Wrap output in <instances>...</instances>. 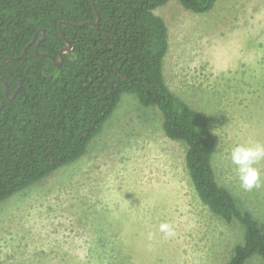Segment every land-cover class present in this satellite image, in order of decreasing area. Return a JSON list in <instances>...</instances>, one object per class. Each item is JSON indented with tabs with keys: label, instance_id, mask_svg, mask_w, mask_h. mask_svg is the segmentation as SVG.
I'll return each instance as SVG.
<instances>
[{
	"label": "rangeland",
	"instance_id": "1",
	"mask_svg": "<svg viewBox=\"0 0 264 264\" xmlns=\"http://www.w3.org/2000/svg\"><path fill=\"white\" fill-rule=\"evenodd\" d=\"M155 13L169 89L206 116L218 182L264 222V159L251 190L230 159L237 144L264 143V0H218L205 14L171 0ZM163 121L124 94L84 157L0 203V264H227L243 230L201 202L186 145Z\"/></svg>",
	"mask_w": 264,
	"mask_h": 264
},
{
	"label": "trees",
	"instance_id": "2",
	"mask_svg": "<svg viewBox=\"0 0 264 264\" xmlns=\"http://www.w3.org/2000/svg\"><path fill=\"white\" fill-rule=\"evenodd\" d=\"M171 0H0V203L78 162L104 129L124 94L163 115L165 135L186 145V164L197 195L210 211L243 230L227 264L264 263V222L220 185L213 165L217 151L206 116L180 99L164 78L169 32L155 11ZM196 14L218 0H178ZM100 21L98 27L87 24ZM62 29H60V25ZM66 47L62 33L73 45ZM10 97L22 88L16 98Z\"/></svg>",
	"mask_w": 264,
	"mask_h": 264
},
{
	"label": "clouds",
	"instance_id": "3",
	"mask_svg": "<svg viewBox=\"0 0 264 264\" xmlns=\"http://www.w3.org/2000/svg\"><path fill=\"white\" fill-rule=\"evenodd\" d=\"M230 159L236 166L235 171L245 190H251L260 185V170L254 165L264 159V143L237 144L231 148Z\"/></svg>",
	"mask_w": 264,
	"mask_h": 264
},
{
	"label": "water",
	"instance_id": "4",
	"mask_svg": "<svg viewBox=\"0 0 264 264\" xmlns=\"http://www.w3.org/2000/svg\"><path fill=\"white\" fill-rule=\"evenodd\" d=\"M94 1H95V0H93V2H94ZM97 15H98V20H97V22H90V23H85V24H82V25H73V26H75L76 28H82V27L86 26L87 24H89V25H92V26H94V27H98V23H99V21H100V15H99L98 11H97ZM62 25H63V23H61V25H60V29H62ZM39 32L44 34V40H45V39H46V33H45V31H44L43 29H41ZM62 36H63V39H64V41H65V43H66V47L60 52V54H59V59H56L55 57H52V56H50V55L41 54V53L39 52V44H37V47H36V52H37V54H38L39 56H42V57H44V58H49V59H51L52 62H53L56 66H58L59 68H61L62 65H63V63H64V55H66V54H68V53H71V52L73 51V49H74V48H73V45H72V43H71V41L67 39L66 35H65L64 33H62ZM37 37H38V34L36 35L34 41H33V42H32V43H31V44H30V45L24 50V52H23V54H22L21 57H19V58H8V59H6V61H8V60H19V59H21L22 57H24V56L27 54V51H28L29 47L32 46V45L36 42ZM5 84H6V83H5ZM22 85H23V84L21 83L19 89L15 92V94L12 96V98L9 99L10 102H12V101L16 98V96L18 95V93L20 92V90H21V88H22ZM6 88H7V94H9V89H8L7 85H6ZM2 107H3V104L1 103L0 109H1Z\"/></svg>",
	"mask_w": 264,
	"mask_h": 264
},
{
	"label": "flooded vegetation",
	"instance_id": "5",
	"mask_svg": "<svg viewBox=\"0 0 264 264\" xmlns=\"http://www.w3.org/2000/svg\"><path fill=\"white\" fill-rule=\"evenodd\" d=\"M36 35H37V34H36ZM35 37H36V36H35ZM37 38H38V37H37ZM34 39H35V38H34ZM43 40H44V37H43V39H41V40H38V41L36 40V47H37V44L40 45V43H41ZM33 41H34V40H33ZM63 49H64V48H63ZM63 49H62V50H63ZM62 50H61V51H62ZM61 51H60V52H61ZM59 54H60V53H59ZM5 85H7V84H5ZM7 87H8V85H7ZM8 89H9V88H8ZM14 94H15V93H14ZM14 94H13V95H14ZM6 95H7L8 101L10 102L9 99H11L12 97H10V92H9V94H7V88H6ZM1 103L3 104V107H4V103L0 100V106H1ZM3 107H2V108H3ZM2 108H1V109H2Z\"/></svg>",
	"mask_w": 264,
	"mask_h": 264
}]
</instances>
